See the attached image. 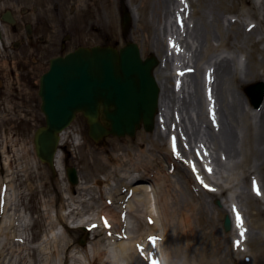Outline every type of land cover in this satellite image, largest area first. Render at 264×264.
I'll return each mask as SVG.
<instances>
[{
    "label": "rangeland",
    "instance_id": "1",
    "mask_svg": "<svg viewBox=\"0 0 264 264\" xmlns=\"http://www.w3.org/2000/svg\"><path fill=\"white\" fill-rule=\"evenodd\" d=\"M174 1L36 0L42 9L40 11L41 17L38 20L42 21L39 23L43 29L42 33L50 37V40L42 46L43 55L46 50L50 52L46 58L60 53L61 39L55 40L66 30H68L67 33L73 34V43L68 45L69 50H75L79 45L114 47L119 50L132 41L140 45L144 58L153 54L158 55L159 58L165 57L162 66L157 67L155 71L160 85L162 84L161 100H163L164 119L160 126L156 123L151 131H146L142 125L137 129L135 137L129 135L124 137L109 136L95 142L89 135L86 118L79 113L80 115L65 130L68 137L64 141L61 140L58 150L61 155L62 167L61 170L56 168L54 171L48 164L43 163L38 158L35 151L34 134L40 127L46 125L45 116L41 110L42 101L37 91L38 86L35 89H25L24 92L19 91L15 95L11 91L10 95L13 99L11 101V111H19V118L16 122L5 126L6 129L4 130L6 132L4 131L2 142L0 140V149L5 148L6 151L11 153L6 155L7 157L3 160L4 153L0 151L2 153L0 155V168L3 164L4 169L2 175L0 171V199L3 197L4 201L3 204L2 200L0 201V206L4 207L6 204L7 183H9L7 180L14 178V187L17 186L15 189L20 194L17 201H11L10 206H12V209L17 208L20 212H25L36 222L35 227L32 225L31 229L27 230L28 240L24 241L26 247L21 246L22 255L24 256L21 264H33V260L37 264H43L44 252L36 253L38 249H35L34 245L42 241L44 248L46 246L48 212L54 217L56 212L61 211L63 208L69 210L66 201L67 195L64 193L66 189H72L74 194L76 192V195L80 196L77 187L79 184H72L69 180L68 174L71 168L76 169V175L81 185L91 189L89 195L80 196L79 200L92 198L93 200L90 202L92 208L87 211L100 212L103 208L106 190L124 186L126 193H128V181H130L128 172L139 164L132 157L139 160L141 156L144 157L141 160L146 162L141 161V163L149 164L152 173L155 164L158 165L155 171L156 174L161 171L162 175L164 173L167 177L174 170V174L170 175L167 184L175 189L176 187L183 189L181 195L178 191L176 192L179 195V199L176 197L178 203L180 204L182 201L189 199L197 203L198 208L201 209L200 215H196L194 219L195 231L202 235L205 233L208 238L207 241L203 239L199 241L200 249L206 251L212 248L216 253L218 264H225L224 258H226L228 251H231L229 239L231 240L232 237V241H234L233 235H231L232 232H226L224 229V220L227 214L222 209L223 204L226 202L223 203L222 199H225V197L212 196L211 192L213 191L209 192L205 189L190 190L189 188H191L190 186L194 180L190 171L185 169L187 167L183 165V162H176L177 167L172 169L169 167V139L175 141V135L171 134L173 132L179 134L186 154L193 155L196 145L206 143L207 146L212 147L211 155L216 162L215 168L217 170L211 176L212 180L222 184L223 179L227 176H230V178H233V176L241 177V180L237 183L235 196L238 197L239 202L247 212L250 228L249 231H246V235L247 239L251 238L250 249L259 258V264H264V231L258 226L261 209L257 210V206L260 204L254 202L252 205L249 204L250 198L248 199V195L251 189L248 177L246 178V166L250 165L253 167L251 170L256 171L254 176L257 175V178H260L259 183L264 190V133L262 132L264 117L261 112L262 107L256 109L257 112L252 115L248 96V91L252 86L264 81L259 77L255 78L256 72L261 75L264 71V41L259 43V50L254 51V53L250 46H247L251 40H260L264 37V32L258 26L247 25L251 20L246 16L242 10L243 8L239 7L240 0H191L192 7L189 9L180 0L178 3L176 1V4ZM143 6L146 7L144 10L142 9ZM56 7H61V10H63L60 15L55 16L58 19V26L61 28L62 25H67L64 28L65 31L61 30L62 32L56 30L55 27L57 26L51 25L54 21L51 14L57 13L54 10ZM123 7L130 9L133 7L138 16L137 19L134 18L128 34L123 31ZM194 11L190 30H188L186 36L182 31L183 28L180 30V28L177 29L174 26L177 22H182L184 25L183 18L177 17L176 20L175 16L181 12L183 16L188 15L190 18ZM173 12H175L174 16ZM15 13L19 14V11ZM142 22L149 24V29L143 28ZM166 25L168 26V32L173 29L181 34V37L177 35L179 39L183 41L186 38L190 43H184V49L179 48L177 51L167 48L165 45ZM20 30H22V33L24 32L22 27H17V33L10 36L11 42L20 39ZM222 31L232 35L233 45L228 48V52L224 51L225 49L219 50L208 54L205 58H200L202 50L209 47L210 40L219 41L223 39ZM189 45L191 49L188 48ZM38 46L40 47L41 44ZM8 48L10 52L14 51L15 56V61L11 63L10 67L12 71L13 67L18 65L20 59L18 53L20 51L17 52L18 48L13 47V43ZM167 49L169 50L168 54ZM29 53L30 51L27 54ZM35 55L33 54V56ZM40 65L38 76L48 68L45 60ZM177 66L180 68L189 66L195 71L189 72L188 77L178 83L175 76ZM208 70L209 72H207ZM210 72L213 73V76ZM235 75L243 79L245 82L244 87L242 85L239 87L236 83L234 87L233 84H229L232 79L234 80ZM196 77L201 82L200 87H198V95L193 85ZM248 79H254V82H246ZM211 81H214L213 86ZM173 86H175L174 89ZM211 92L215 96L217 108L212 112V118L209 109L206 111L205 105L210 97L208 93L211 94ZM19 97L22 102L15 105L14 100ZM250 113V121L256 129V141L252 145L253 149L245 134L246 115ZM201 115H203V118H201ZM210 120H213V124L210 123ZM179 137L177 141H179ZM250 154H252V157ZM225 157H228V161L225 160ZM246 157H251L248 163H246ZM116 159H119L120 163L128 164L119 170L112 166L115 163L113 161ZM11 161L12 166H8ZM143 167H138V172H132L131 174H141L144 171ZM10 169L12 175H8L7 171ZM153 179L155 180V178ZM262 196V193L256 194L257 198L264 201ZM158 199L161 203L164 202L161 193ZM218 201H220L221 206ZM258 202L260 203V201ZM261 206V208L264 207V205ZM200 217L201 222H199ZM77 225L71 219H67L64 224H58L56 232L59 235L67 232L69 242L74 245L68 255L80 260L76 264L81 262L90 264L85 259L84 252L88 245L95 241L94 237H101L100 234H96L100 232L85 229L83 226L77 228ZM18 226L17 219L14 230ZM65 226L70 227L69 231L66 230ZM101 230L105 231L103 227ZM211 235L214 236L213 238L216 236L220 238L214 239V244H212ZM17 244L19 246L18 242ZM59 244L62 245L60 242ZM40 249L43 250V248ZM222 250L223 254L220 253ZM6 251L7 248L3 251L0 250V264L3 262L1 252L5 254ZM68 255L63 252L60 259H64ZM183 257H179L181 264H185ZM244 259L245 257H241L240 262ZM173 261L175 263L174 259ZM57 264L65 263L63 260H58ZM72 264L75 263L72 262ZM140 264H147V262L142 258Z\"/></svg>",
    "mask_w": 264,
    "mask_h": 264
},
{
    "label": "bare ground",
    "instance_id": "2",
    "mask_svg": "<svg viewBox=\"0 0 264 264\" xmlns=\"http://www.w3.org/2000/svg\"><path fill=\"white\" fill-rule=\"evenodd\" d=\"M176 1L177 3L179 2V0H175L174 3ZM180 1L187 9L192 7L191 0ZM240 6L243 8L242 10L245 12L246 16H248L251 20L247 25L251 24L258 26L264 32V0H240L239 7ZM145 8L146 7L143 6L142 9L144 10ZM131 11L134 18L137 19L138 16L136 10L131 7ZM174 13L175 12H173V16ZM194 14L195 11L189 18L188 15L183 16L182 13L179 12L175 18L176 20L177 17L183 18L182 21L184 22V25L182 22H177L174 26H176L177 29L180 28V30L183 28L182 31L186 34L188 30H190V23H192ZM142 23L143 28L149 29V24L145 22ZM167 27L168 26L166 25L165 45L167 48L171 50L175 49L177 51L179 48L184 49V43H190L186 38L183 41L179 39L177 35L181 37V34L175 32L173 29L168 32ZM222 34V40L209 41V47L202 50L200 58H205L208 54L215 53L219 50L225 49L224 51L228 52V48H231L233 45L232 35L231 33H224L223 31ZM263 41L264 37L260 38V40L254 39L251 40L247 46L249 45L254 53V51L259 50V43ZM188 48L191 49L190 45ZM168 53L169 50L167 49V54ZM161 59L162 62H164L165 57H161ZM187 67H176L175 76L178 83L181 80H184L185 77H188L189 72L187 71L189 70H185ZM180 71H186V73L182 74ZM207 72H209V70ZM210 74L213 76V73L210 72ZM257 77L263 80L264 71L261 75L256 72L255 78ZM211 82V85L213 86L214 81ZM246 82H254V79H248ZM235 83L239 87H241V85L244 87L245 85L243 79L237 75H235L234 80L232 79V82L229 84H233L234 87ZM200 84L201 82L198 77H196L193 85L196 88L195 91L197 92V95L199 93L198 87H200ZM174 87L175 86H173V89ZM211 94L208 93L209 96H212V99L207 100L205 103L206 111L207 109L213 111L217 109L215 103L216 100L214 99L215 96L213 92H211ZM209 104H212L213 107H210ZM249 108L252 115L257 112V110L253 108L251 102L249 104ZM261 112L264 117V102ZM251 113L246 115L247 133L245 132V134L249 144H251V148L253 149L252 145L256 141V129L250 121ZM201 118H203V115H201ZM163 119V100H161V110L157 121L158 126H160L163 122ZM210 123L213 124V120H210ZM262 132L264 133V129H262ZM171 134L175 135V143L178 145V149L175 147L174 140L169 139V167L172 169L177 167V163L179 161L183 162V165L187 167L185 169L190 171L194 180L190 186L191 188H189L190 190L196 191L197 189H205L209 192L213 191L211 192L212 196L225 197V199H222L223 203L226 201L223 204L222 209L226 211V214H230L234 221V229L231 231L234 241H232V237L231 240L229 239V243H231V251H228L226 258H224L225 264H259V258L256 257L252 249H250L251 238L249 237L247 239L246 235V231H249L250 228L246 209L239 202L238 197L235 196V192L238 187L237 183L241 180V177L233 176V178H230V176H227L223 179L222 184L212 180L211 176L217 171L215 168L216 162L211 155L212 147L210 145L207 146L206 143L196 145L194 148V154L189 155L183 150L184 145L179 137V134L175 132ZM67 137V131L62 132L61 140L64 141ZM178 137L179 141H177ZM0 150L4 153L2 156L3 160L7 157L6 155L11 154L6 151L5 148ZM250 156L252 157V154H250ZM142 157L143 156H141L139 160L136 157H132L133 160L136 159V163L138 162L139 164L136 165L132 171L128 172V179L130 180L128 181V193H126V188L124 186H117L106 190L103 208L100 212L87 211L92 208L90 204L93 200L92 198L89 200H79L80 196L89 195L91 193V189L82 186L81 182H79V185L77 186L79 188L80 196L78 194L76 195V192L74 194V190L72 189H66L64 191L67 195L66 201L69 205V210H65V208H63L61 211L56 212V216L54 217L53 215L51 216L50 212H48L49 222L47 228L48 234L45 236L46 246L44 248L42 241L37 242L34 245L35 249H38L36 250V253L40 251L44 252V257L42 258L43 264H57L58 260H63L65 264H72V262L76 264L77 262H80V260L68 255L74 245L69 242L67 232L65 234L62 233L61 235L56 232L58 224H64L67 219H71L73 223H77V228L83 226L85 229L88 228L100 232L96 234H100L99 236L101 237H94L95 241L91 242L84 252L85 259L89 261L90 264H140L142 258L145 262H147V264H153V261L158 262V264H181L179 258L180 256H184L183 258L185 259V264H218L216 253H214L212 248L202 251L199 247V241L202 239L207 241L208 238L205 233L202 235L195 231L196 225L194 219L196 215H200L199 212L201 209L198 208L197 203H194V201H190L189 199L185 201L181 200L182 202L179 204L177 200V198L179 199V195H177L176 192L178 191L181 195L183 189L179 187H176L175 189L171 185L167 184L169 181L168 178L170 175L174 174V170L170 175L168 174L167 177L164 173L162 175L161 171L156 174L155 171L158 165L155 164V169H153L154 171L152 173L149 164L141 163V161L145 162L141 160ZM251 157H246L248 159H246V163L251 160ZM225 160L228 161V157H225ZM55 161L56 168L61 170L62 160L59 153L57 154ZM113 163L114 164L112 166L119 170L122 169L124 165L128 164L120 163L119 159H116ZM8 166H12V161L8 163ZM142 166H144V171L141 174H131L132 172H138V167ZM251 169H253L252 166H246V178L248 177V183L251 189V192L248 195V199L250 198L249 204L252 205L253 202L258 205L260 204L257 206V210L261 209L259 213L262 219L258 218V226L264 231V207L261 208V205H264V201L257 198L256 194H254L255 192L253 191L256 190L258 194L262 193V197L264 198V190L259 183L260 178H257V175L254 176L256 171L254 172ZM7 172L9 173L8 175H12L11 169ZM153 178H155V180ZM7 182L9 183H7V192L5 197L6 204L4 206V211H0V216H2L0 220V250L3 251L7 248L5 254L4 252H1L3 256L2 264H21L24 259L21 246L26 247V243L24 241L28 240L26 236L27 230L31 229L32 225L35 227L36 222L25 212H20L17 208L12 209V206H10L11 201H17L20 193L15 189L17 186L14 187V178H9ZM160 193L163 195V203H161L158 199ZM258 201H260V203ZM238 216L239 220L237 218ZM17 219L19 226L14 230L15 221ZM199 222H201V217L199 218ZM65 227L66 230L69 231L70 227ZM102 227L105 231L101 230ZM211 237L213 239L212 244H214V239L220 238L219 236L213 238L214 236L212 235ZM243 237H246V239ZM153 240H155V244L152 243ZM17 242L19 243V246ZM59 242L62 243V245H60ZM40 248H43V250ZM63 252L67 253L68 256L64 259H60ZM220 253L223 254V250ZM241 257H245L242 262H240ZM173 259L175 260V263ZM33 264L37 263L33 260ZM80 264L83 263L81 262Z\"/></svg>",
    "mask_w": 264,
    "mask_h": 264
},
{
    "label": "water",
    "instance_id": "3",
    "mask_svg": "<svg viewBox=\"0 0 264 264\" xmlns=\"http://www.w3.org/2000/svg\"><path fill=\"white\" fill-rule=\"evenodd\" d=\"M134 15L124 13L123 31L129 33ZM162 59L153 54L144 58L140 45L128 42L114 47H80L66 56L52 59L42 76L40 96L46 125L34 134L38 158L56 170V156L61 134L81 113L89 126V135L99 142L105 137H135L142 125L154 129L161 109L162 88L155 74ZM250 102L260 109L264 102V81L248 91ZM101 107L107 126L101 119ZM73 169V170H72ZM69 180L78 184L76 169L69 170ZM218 204L221 206L220 201ZM227 214L224 229H233Z\"/></svg>",
    "mask_w": 264,
    "mask_h": 264
},
{
    "label": "flooded vegetation",
    "instance_id": "4",
    "mask_svg": "<svg viewBox=\"0 0 264 264\" xmlns=\"http://www.w3.org/2000/svg\"><path fill=\"white\" fill-rule=\"evenodd\" d=\"M41 10L42 9L37 4L36 0H0V140L3 138V134L5 131L4 129H6L5 126L11 124L12 122H16V120L19 118V111L17 107L16 110L18 112L14 110L11 111V101L13 100L11 97L12 95H10L11 91H13L15 95L19 91L24 92L25 89H35L36 86H38L37 91L40 96L41 79L42 76L50 69L52 59L66 56L68 53L73 52L80 47H89L79 45L75 48V50H69L68 45L73 43V34L67 33L68 30L65 31L64 28H66V24L62 25L61 28L60 26H58V19L55 16L60 15L63 10H61V7H56L54 8V10H56L57 13L51 14L52 20L54 18V21L51 25L57 26L55 27L57 31L63 30L65 31V33H63L60 37H58V39L56 38L55 40L57 41L61 39L60 44L62 47L60 53L55 56L46 58V56H48L50 52L46 50L43 55L42 46L48 40H50V37L48 35H45V33H42L43 29L41 25H39V23L42 22L38 21L41 17ZM128 10L131 11L130 8L123 7L122 23L124 13L128 12ZM16 11H19V14H16ZM133 22L134 21H132L131 25L133 24ZM46 24L48 23L46 22ZM17 27H22L24 32L22 33V30H20V39L11 42L10 36L17 33ZM39 30H41V32H39ZM12 43L13 47L18 48L17 52L20 51L18 53L20 54V59L18 65L16 67H13L14 69H12L11 71V63L15 61V56L14 51L10 52L8 47L12 46ZM39 44H41L40 47L38 46ZM28 51H30L29 54H27ZM33 54L36 55L33 56ZM43 60L46 61L48 68L44 73L38 76L37 73L40 71V63H43ZM20 102H22L20 97L17 100H14L15 105ZM79 115L80 114H78L77 116ZM101 119L107 126L110 125L105 120L103 107H101ZM1 152L0 155L2 154ZM0 171L1 174L4 173L3 164L0 168ZM1 200L3 204V197L0 199V201ZM0 209L1 211H4V207L0 206ZM1 218L2 216H0V220Z\"/></svg>",
    "mask_w": 264,
    "mask_h": 264
},
{
    "label": "snow or ice",
    "instance_id": "5",
    "mask_svg": "<svg viewBox=\"0 0 264 264\" xmlns=\"http://www.w3.org/2000/svg\"><path fill=\"white\" fill-rule=\"evenodd\" d=\"M237 218H238V220H239V216H238ZM152 243L155 244V240H153ZM153 264H158V262L153 261Z\"/></svg>",
    "mask_w": 264,
    "mask_h": 264
}]
</instances>
